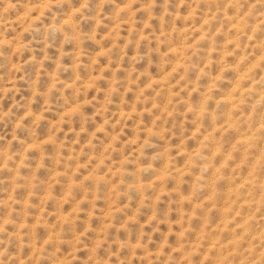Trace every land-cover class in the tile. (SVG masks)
Instances as JSON below:
<instances>
[{
  "label": "rangeland",
  "instance_id": "1",
  "mask_svg": "<svg viewBox=\"0 0 264 264\" xmlns=\"http://www.w3.org/2000/svg\"><path fill=\"white\" fill-rule=\"evenodd\" d=\"M234 3L61 0L52 11L70 29L69 41L44 46L16 25L0 37V236L54 246L75 264L109 236L123 245L147 234V250L162 234L149 256L165 255L175 238L181 246L173 253L189 241V259L206 248L202 264L212 252L217 264H227L264 226V198L256 196L264 160V31L257 25L248 33L246 21L232 14ZM81 81L89 103L67 109L55 91L79 97ZM49 89L44 111L41 93ZM105 89L110 103L103 112L114 113L117 103L122 109L110 142L121 163L106 175L99 173L103 163L69 174L62 161L69 153L82 159L88 116L97 127L85 149L109 146L102 117L89 111ZM122 137L127 143L117 149ZM126 152L148 163L130 164Z\"/></svg>",
  "mask_w": 264,
  "mask_h": 264
},
{
  "label": "clouds",
  "instance_id": "2",
  "mask_svg": "<svg viewBox=\"0 0 264 264\" xmlns=\"http://www.w3.org/2000/svg\"><path fill=\"white\" fill-rule=\"evenodd\" d=\"M61 0H0V37H3L6 33L13 29V25L21 28L24 32H28L33 35L42 45L47 46L49 43L59 44L61 38L64 41L70 39V29L66 30L60 19H57L56 13L52 11L55 7L60 8ZM82 7H87L85 3ZM15 10V18L12 15ZM232 14L237 16L240 20L246 21L247 32L251 33L254 27L259 25L261 30L264 31V0H235L232 8ZM66 32L68 34H66ZM75 36H71V39H75ZM4 55L3 51H0V56ZM90 67V65H89ZM155 71V69H153ZM90 75V74H89ZM86 81H81V95L77 97L75 90L67 98L61 96V90L57 89L55 95L61 97L67 109H72L73 105L83 109L89 102L86 96L83 95V85ZM53 90L49 89L48 93H41L44 97V111H49V93ZM107 89L105 94L101 95L100 101L96 102L92 109L89 111L93 115L102 117V123L108 129L109 134L105 137V140L109 142V146L105 149L103 141L99 143H91L85 149V144L90 142V133L93 128L97 127L92 122V116L87 117V123L89 124L88 133L80 139L82 159L77 161L71 153L66 154L62 164L70 165L71 167L66 169L71 174V168L77 166H87V171L91 172L103 163V167L99 168L100 174H107V169L113 168L121 163L122 157L118 151H113L110 142L115 135L119 134V129L113 127L116 123V117L121 113V107L117 103L115 112L109 111L107 114L103 112L105 104L110 103L108 99ZM117 101L120 100V93H112ZM131 108L130 105H126ZM96 108H100L101 111L97 113ZM79 114L77 113V127L83 131L84 125L79 122ZM68 124L69 121L65 119L63 121ZM121 127L123 122H120ZM69 131H73L69 127ZM133 135V133H129ZM76 137L73 135L69 138L68 144L75 143ZM58 143L64 144V139L58 137ZM127 141L122 137L117 149L120 148ZM146 148L151 147V144H145ZM139 148L140 145H137ZM129 155L128 163L135 164L137 160L141 163L147 164L146 158ZM255 155V154H254ZM55 159V158H53ZM199 163L205 164L203 158ZM255 163L254 159L248 161V165L252 166ZM235 166V164L233 165ZM261 171L259 178L256 181V196L264 198V160L261 161ZM81 177L77 176L79 180ZM247 190H245V193ZM161 219L163 217L161 216ZM175 219V217H173ZM156 225L153 224L152 228ZM152 228L147 229V233H151ZM137 231L139 229L137 228ZM167 231V229H165ZM239 235V233H238ZM27 236V234H26ZM103 240V237L100 238ZM164 239L163 235H157L155 242L150 245V249L143 247L147 245L149 236L146 234L143 240H138L134 234L131 243L125 239L124 244L121 245L114 236H109L108 240H103L102 243H94L87 252L82 253V259L77 260L75 264H181L182 257L183 264H202V257L208 255L206 248H201L200 253L197 256L189 259L185 254H191L193 248L190 247L189 241L182 242L183 252L173 253V246L179 248L181 245L177 244L175 238H172V246L165 248V255L157 256L155 254L149 256L148 251L156 253L159 251L160 242ZM110 241V242H109ZM136 246V258H132V247ZM21 249H24L23 253ZM29 251H32V256L29 258ZM67 252V248L65 249ZM234 250L229 249L231 254ZM235 255H229L227 264H264V226L256 228L246 238L245 242L240 245L238 250H235ZM71 255V254H69ZM217 253L212 252L210 258L207 259L205 264H217ZM73 259H75L73 257ZM0 264H72V260L63 253H59L58 249L54 246L44 248L42 245L37 247L33 244L31 239H25L23 242L18 241L14 237L8 235L0 236Z\"/></svg>",
  "mask_w": 264,
  "mask_h": 264
}]
</instances>
